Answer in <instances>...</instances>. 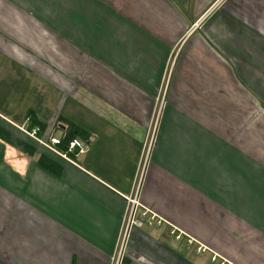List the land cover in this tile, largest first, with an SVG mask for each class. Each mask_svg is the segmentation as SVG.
<instances>
[{"label": "crops", "instance_id": "crops-1", "mask_svg": "<svg viewBox=\"0 0 264 264\" xmlns=\"http://www.w3.org/2000/svg\"><path fill=\"white\" fill-rule=\"evenodd\" d=\"M151 134L122 264H264V0H0V264H109Z\"/></svg>", "mask_w": 264, "mask_h": 264}, {"label": "built area", "instance_id": "built-area-1", "mask_svg": "<svg viewBox=\"0 0 264 264\" xmlns=\"http://www.w3.org/2000/svg\"><path fill=\"white\" fill-rule=\"evenodd\" d=\"M30 122V118L26 117L24 119L23 124L21 125V129L25 132H27V135L30 137H33L36 139V134L39 131L38 127H32L31 129H27ZM28 125V126H27ZM27 126V128H26ZM40 144H45L46 146H53V145H58L60 143V139L56 137H51L49 138V144L44 143L41 140L36 139ZM152 145V134L151 137L145 144L143 145V151L141 154V161H140V167H139V174L137 180L133 184L132 191L130 194H128L125 197L126 200V211L124 214L123 222L121 225V230L119 234V238L117 240V244L113 250L112 255L110 256L109 259V264H122L125 253H126V248H127V243L130 237V234L133 230L136 229H144V228H152V227H161L163 224H165V221L159 217L157 214L153 213L149 209H146L140 202V182L141 178L143 175L144 168L146 167L148 156L150 153ZM52 148V147H51ZM74 149H77V153H84L87 150V145L83 143L82 141L78 139H72L68 143L67 151H73ZM53 150V149H52ZM54 151V150H53ZM61 157L65 158L66 154L65 153H58ZM175 230L172 229L170 231V234H172L176 239L181 238L180 232L175 234ZM189 244L193 243L190 239L187 241ZM205 248L202 246H198L196 248L197 253H201L204 251ZM211 262L215 264H231L228 261L224 259H218L217 256L213 255L210 258Z\"/></svg>", "mask_w": 264, "mask_h": 264}, {"label": "trees", "instance_id": "trees-1", "mask_svg": "<svg viewBox=\"0 0 264 264\" xmlns=\"http://www.w3.org/2000/svg\"><path fill=\"white\" fill-rule=\"evenodd\" d=\"M34 126V125H33ZM39 128V131H41L42 127H38ZM72 140V139H69V137H61L60 139V143L58 144V146L60 147V149L62 151H66L67 150V147H68V143L69 141ZM15 147L21 151V152H24L30 156L34 155L35 154V151L32 147L24 144V143H21V142H18L15 144ZM37 162L44 168L56 173V174H59V166L54 163L53 161H51L50 159H48L47 157H44L43 155H39L38 156V159H37Z\"/></svg>", "mask_w": 264, "mask_h": 264}, {"label": "rangeland", "instance_id": "rangeland-1", "mask_svg": "<svg viewBox=\"0 0 264 264\" xmlns=\"http://www.w3.org/2000/svg\"><path fill=\"white\" fill-rule=\"evenodd\" d=\"M137 178H138V177H137ZM212 256H213V255H212ZM212 256H211V257H212ZM215 256H216V255H215ZM211 257H210V258H211ZM217 257H218V256H217ZM218 259H220V258L218 257ZM210 261H211V260H210ZM212 263H213V262H212Z\"/></svg>", "mask_w": 264, "mask_h": 264}]
</instances>
